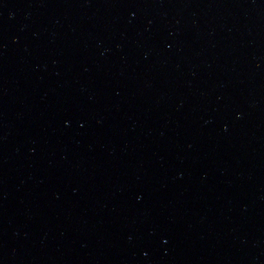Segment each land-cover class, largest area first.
<instances>
[{
    "label": "water",
    "instance_id": "1",
    "mask_svg": "<svg viewBox=\"0 0 264 264\" xmlns=\"http://www.w3.org/2000/svg\"><path fill=\"white\" fill-rule=\"evenodd\" d=\"M0 264H264V0H0Z\"/></svg>",
    "mask_w": 264,
    "mask_h": 264
}]
</instances>
